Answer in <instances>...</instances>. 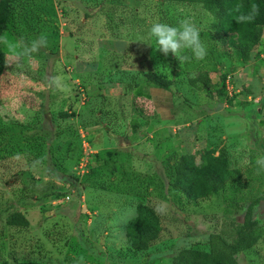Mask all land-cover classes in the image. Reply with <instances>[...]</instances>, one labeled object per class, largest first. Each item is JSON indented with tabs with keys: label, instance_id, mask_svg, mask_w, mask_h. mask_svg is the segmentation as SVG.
<instances>
[{
	"label": "rangeland",
	"instance_id": "obj_1",
	"mask_svg": "<svg viewBox=\"0 0 264 264\" xmlns=\"http://www.w3.org/2000/svg\"><path fill=\"white\" fill-rule=\"evenodd\" d=\"M183 19L211 34L213 21L197 3L11 4L1 35L25 43L43 35L47 44L19 61L0 45L6 62L0 78V263L81 264L83 258V264H171L183 248L207 250L210 234L232 242L244 212L225 208L217 198L178 204L169 186L172 166L179 155L223 149L229 167L242 172L251 190L241 193L239 204L255 192L264 198V169L256 164L264 156V43L256 46L252 62L214 61L208 53L212 39L200 36L207 56L196 60L186 51V68L148 37L153 22L176 26ZM213 65L225 75L222 97ZM146 72L175 82L168 121L155 118L150 101L132 96L128 85L141 82ZM187 75L199 82L208 78L210 88L189 90ZM53 76H61L69 91L48 87ZM135 115L147 120L141 131H131ZM138 204L148 205L160 226L157 240L141 252L132 250L125 233ZM13 212L26 227L6 224ZM250 220L259 240L234 255L236 264H264V200L251 208Z\"/></svg>",
	"mask_w": 264,
	"mask_h": 264
},
{
	"label": "trees",
	"instance_id": "obj_2",
	"mask_svg": "<svg viewBox=\"0 0 264 264\" xmlns=\"http://www.w3.org/2000/svg\"><path fill=\"white\" fill-rule=\"evenodd\" d=\"M16 0H0V35L6 30L8 20L11 15V4ZM168 2L179 3H197L202 10L212 19L211 34L207 31L200 32L204 37L209 34L212 39V46L209 48L210 58L214 61L232 57L241 63L251 62L258 54L255 48L262 43V32L264 31V0H165ZM241 5V11L247 13L252 4L259 7V15L250 23H236L237 13L235 6ZM216 43L221 44V49L215 47ZM229 47L230 53L226 52ZM190 52V51H187ZM187 61L182 62L186 68L189 66L190 55ZM6 67L5 56L0 47V78ZM217 66H211V71L218 73V82L216 94L218 97L224 96V78L223 73L217 72ZM187 70V69H186ZM186 85L189 90L210 88L209 79H202L201 82L194 77L186 76ZM135 81V80H134ZM175 82L172 79H165L154 72H146L141 76V82H132L128 85L132 94L140 85L153 86L169 92L170 95H176ZM215 85V84H214ZM211 87H213L211 85ZM215 87V86H214ZM188 90V89H187ZM209 95V93L207 92ZM187 109L191 108L187 101L182 103ZM99 120L102 119V113L97 112ZM107 115V113H106ZM97 121V123L99 122ZM16 125V123H8ZM14 131L13 129H11ZM17 134V131H16ZM199 155V161L196 163L195 154ZM192 154L186 153L179 155L172 166L173 176L170 183L172 197L182 206H196L202 200L208 198L220 199L225 208L233 207L237 213L243 211L242 223L235 224L232 230L234 239L227 241L221 234H210L207 239V250L197 248H183L177 252L171 259V264H236L234 255L244 252L254 246L259 240V234L255 231V223L250 220V210L253 206L264 200L260 194L255 192L247 202H242L241 193L247 189L245 181L242 180V172L230 168L228 160L223 149H219L214 155L213 150L195 151ZM250 195V194H249ZM233 204V205H231ZM137 215L129 220L125 225V233L129 239L133 251L141 252L149 248L151 243L157 240L160 226L159 219L154 211L148 205H137ZM8 226L24 228L27 226L26 220L20 213L13 212L6 219ZM0 264H7L1 262ZM11 264H47L45 262H34L22 260Z\"/></svg>",
	"mask_w": 264,
	"mask_h": 264
},
{
	"label": "clouds",
	"instance_id": "obj_3",
	"mask_svg": "<svg viewBox=\"0 0 264 264\" xmlns=\"http://www.w3.org/2000/svg\"><path fill=\"white\" fill-rule=\"evenodd\" d=\"M234 11L237 13L235 20L238 24L250 23L259 15V7L255 4L251 5L247 13L241 11L239 4L235 6ZM148 37L155 41V49H158L164 56L171 53L181 62L189 59V56L185 54L186 51H190L196 60H203L207 56L206 45L200 39V30L189 19L180 20L176 26L159 21L153 22L148 30ZM46 44L47 38L43 35L30 43H25L22 39L12 42L6 33L0 35V45L7 49L12 61H19L24 57L31 58L33 53L38 52ZM48 87L62 92L69 91L61 76L50 77ZM256 164L260 169H264V156L259 157ZM157 210L162 212L163 208ZM81 264H83V258H81Z\"/></svg>",
	"mask_w": 264,
	"mask_h": 264
},
{
	"label": "crops",
	"instance_id": "obj_4",
	"mask_svg": "<svg viewBox=\"0 0 264 264\" xmlns=\"http://www.w3.org/2000/svg\"><path fill=\"white\" fill-rule=\"evenodd\" d=\"M262 43H264V37ZM260 57L262 58L261 55ZM132 96L136 97L137 99L141 98L144 99L145 101H150L152 113L154 114L155 118H157L159 121L164 122L170 119L171 109L173 105L172 104L173 95H170L168 91L160 88H155L153 86L140 85L138 88H136ZM131 122L135 124L134 126L131 127V131H135V132L141 131L142 126L146 128L148 125L147 120L139 119L138 115L131 117ZM258 123L260 125H263L262 121H259Z\"/></svg>",
	"mask_w": 264,
	"mask_h": 264
}]
</instances>
